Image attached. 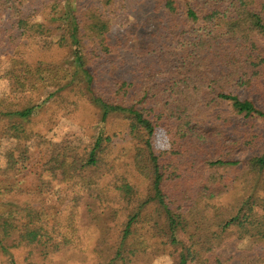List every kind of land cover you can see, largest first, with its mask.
Here are the masks:
<instances>
[{
	"label": "trees",
	"instance_id": "1",
	"mask_svg": "<svg viewBox=\"0 0 264 264\" xmlns=\"http://www.w3.org/2000/svg\"><path fill=\"white\" fill-rule=\"evenodd\" d=\"M0 54L19 97H0L6 178L64 102L100 113L91 143L55 149L28 205L0 212V264L87 234L96 264L259 259L245 245H264V0H0Z\"/></svg>",
	"mask_w": 264,
	"mask_h": 264
},
{
	"label": "rangeland",
	"instance_id": "2",
	"mask_svg": "<svg viewBox=\"0 0 264 264\" xmlns=\"http://www.w3.org/2000/svg\"><path fill=\"white\" fill-rule=\"evenodd\" d=\"M45 4H51L53 0H41ZM129 9L134 7L138 0H127ZM136 8V7H135ZM131 22L130 15L121 13L113 21V30L110 36L111 42L122 35L125 28ZM2 54V53H1ZM0 54V55H1ZM5 54L0 61V69L3 70L8 65ZM0 97L16 100L18 96L11 93L9 84L3 78H0ZM100 113L94 106L87 102H64L61 111L58 114V124L56 128L48 133L43 139L30 143L29 161H27L19 170L17 178H6V175L0 174V212L6 214L10 209L25 208L33 198V193L38 183V175L41 173L43 165L48 161L55 149L64 144L72 146H84L91 143L95 136ZM154 147L156 151L168 150L169 139L163 129H157L154 134ZM4 146V143H3ZM3 151L0 147V169L3 168ZM98 205L96 203L94 206ZM104 209V203L95 208V212L100 213ZM91 214L87 211L84 215ZM92 215V214H91ZM84 226V224H83ZM94 237L87 234L83 237L81 247L65 250L63 252L44 257L39 251L30 247H23L12 252L11 256H6L3 260L12 264H96L93 248L95 246ZM247 249H254L259 259H253L248 264H264V245L253 246L247 243ZM187 253L190 262L194 261V252L187 246ZM13 260V261H11Z\"/></svg>",
	"mask_w": 264,
	"mask_h": 264
}]
</instances>
